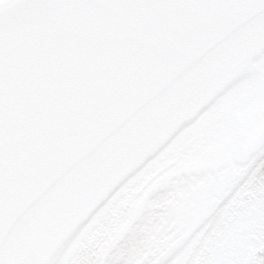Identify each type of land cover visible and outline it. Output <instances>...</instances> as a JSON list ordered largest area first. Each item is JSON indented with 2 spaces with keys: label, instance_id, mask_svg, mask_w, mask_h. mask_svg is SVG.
<instances>
[{
  "label": "snow or ice",
  "instance_id": "snow-or-ice-1",
  "mask_svg": "<svg viewBox=\"0 0 264 264\" xmlns=\"http://www.w3.org/2000/svg\"><path fill=\"white\" fill-rule=\"evenodd\" d=\"M0 264H264V0H0Z\"/></svg>",
  "mask_w": 264,
  "mask_h": 264
}]
</instances>
